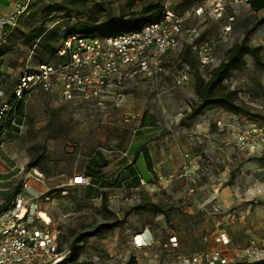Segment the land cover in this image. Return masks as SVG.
<instances>
[{
  "label": "rangeland",
  "instance_id": "374dc122",
  "mask_svg": "<svg viewBox=\"0 0 264 264\" xmlns=\"http://www.w3.org/2000/svg\"><path fill=\"white\" fill-rule=\"evenodd\" d=\"M132 1L87 0L80 13L68 18L52 9L63 0H35L3 48L0 69L6 86L26 69L53 59L48 41L57 46L69 26L86 19L94 4L105 5L95 26L106 27L129 16ZM198 3L138 0L132 10L166 6L187 16V28L198 25L202 38L215 41L214 66L201 68L194 49L185 44L168 55L161 76L128 82L119 100L101 109L37 91L26 99L17 125L0 137V208L27 182L44 199V221L54 226L60 248L72 252L75 262L126 264L134 256L138 264H179L195 252L220 250L225 264H264V252L254 249L264 240V149L241 152L225 143L228 134L215 126L216 120L231 114L224 108L193 111L199 102V78H207L247 32L249 43L260 46L264 59V23H259L264 10L230 5L220 19L200 23L192 16ZM10 4L2 2L3 7ZM234 13L236 20L226 36L223 26ZM42 28L55 31L56 37L47 33L45 40L32 39ZM184 67L189 79L176 85L175 76ZM222 89L235 92L239 114L264 122V67L252 57H244ZM128 113L138 119L125 122ZM170 174L175 175L172 181ZM81 175L91 184L72 185ZM136 175L147 182L139 190ZM139 205L143 208L125 215ZM115 221L119 226L111 230L85 235L100 223ZM145 233L150 240L142 236ZM171 239L179 247H165Z\"/></svg>",
  "mask_w": 264,
  "mask_h": 264
},
{
  "label": "built area",
  "instance_id": "2783aa9c",
  "mask_svg": "<svg viewBox=\"0 0 264 264\" xmlns=\"http://www.w3.org/2000/svg\"><path fill=\"white\" fill-rule=\"evenodd\" d=\"M3 1L11 3L4 11L1 10ZM34 1L0 0V58L10 34ZM250 2L201 0L193 8L192 16L200 18V23L201 19H220L228 6L250 8ZM187 19V16L165 6L159 19L125 34L66 36L53 61L39 62L26 69L12 87L6 86L0 69V126L10 118L12 124L17 125L15 119L21 103L25 104L26 99L37 91L55 92L67 101H80L96 109L104 108L119 100L121 90L128 82L139 77L157 79L161 76L166 70L168 55L185 44L194 49L201 68L214 66L215 41L202 38L198 25L187 28ZM235 20V13L228 16L223 26L226 36L231 34ZM187 69L184 67L175 76L176 85L188 81ZM137 119L135 113H128L123 118L127 123ZM215 126L220 132L228 134L225 143L241 152L264 149V122L231 113L224 119L216 120ZM138 177L139 184L135 190L147 183L142 176ZM174 177L170 174L169 181ZM71 184L89 185L91 181L88 176L81 175L75 176ZM43 203L44 199L36 196L26 182L12 204L4 210L0 209V264H57L66 257L68 253L60 248L56 229L44 221ZM259 243L260 248L254 246V249L264 252V240ZM164 246L175 249L179 244L171 239ZM226 262L222 251L214 250L195 252L181 258L179 264Z\"/></svg>",
  "mask_w": 264,
  "mask_h": 264
},
{
  "label": "trees",
  "instance_id": "16d2710c",
  "mask_svg": "<svg viewBox=\"0 0 264 264\" xmlns=\"http://www.w3.org/2000/svg\"><path fill=\"white\" fill-rule=\"evenodd\" d=\"M136 1L138 0H133L130 4L131 11L129 12V16H125L118 21H109L106 27L95 26V24L99 22L100 16L106 11V7L102 3L94 4L93 7L87 11L88 16H86V19H78L73 25L69 26L68 32H65L63 34L60 43L57 46L54 45L53 42L48 41L47 49L51 51L53 59L42 62H50L56 58L57 50L60 48L62 40L66 36L74 34L83 36H107L119 33L125 34L126 32L137 30L142 25L155 21L157 20V18L159 19L162 16L164 6H148L140 11H133L132 9ZM189 1L191 0H187V2ZM86 4L87 0H63L62 3L53 6L52 9H55L56 12H65L67 17L71 18L73 12L80 13V7ZM250 9L254 12L264 10V0H251ZM259 23H264V18L261 19ZM47 33H51L53 35V38L56 37L55 31H50L47 28H42L32 34V39L42 38L43 40H45ZM248 34L249 32H247L246 36L240 42L235 43L227 51L225 58L220 62L218 66H216L208 73L207 78H199L198 84L196 85V94L198 96L199 102H197V104L193 108L194 113H200L209 106H220L229 113L241 115L239 113L242 108L237 103L235 92L230 90H224L222 89V86L224 81L229 78L232 71L242 64L245 56L252 57L258 66L264 67V59L261 55V48L260 46H253L249 43ZM187 48L191 49V47L189 46H187ZM188 52L189 51L183 53L184 60L188 59ZM23 106L24 104L21 103L17 111L18 113L15 119L17 123L18 118H20L21 113H23ZM20 121L21 120L19 119V122ZM12 126V118H10L7 122L0 126V137L2 136L5 129L8 130L12 128ZM89 163L96 165V162L92 159L89 160ZM135 177V185H137L139 184V177L137 175ZM20 190V186H17L11 194L12 196H9L7 203L0 209L4 210L8 208L12 204L14 198L17 196ZM154 207H156V211L165 213V210L161 206L154 205ZM140 208H143V206L139 205L130 208L126 211L125 215L128 216L134 209ZM119 223L120 222L118 221H115L113 223H100L94 228L93 231L85 235H96L98 233L111 230L114 227L119 226ZM73 251H76L74 247ZM73 255L74 254L72 252L67 254L66 257L57 264H84L75 262ZM126 264H138L137 258L134 256L131 257Z\"/></svg>",
  "mask_w": 264,
  "mask_h": 264
},
{
  "label": "bare ground",
  "instance_id": "6f19581e",
  "mask_svg": "<svg viewBox=\"0 0 264 264\" xmlns=\"http://www.w3.org/2000/svg\"><path fill=\"white\" fill-rule=\"evenodd\" d=\"M142 236H144V238L150 240V236L146 235V233L144 235H142Z\"/></svg>",
  "mask_w": 264,
  "mask_h": 264
},
{
  "label": "crops",
  "instance_id": "0c3cea01",
  "mask_svg": "<svg viewBox=\"0 0 264 264\" xmlns=\"http://www.w3.org/2000/svg\"><path fill=\"white\" fill-rule=\"evenodd\" d=\"M8 7V6H7ZM7 7H3V5L1 6V10H6L7 9ZM144 174V173H143Z\"/></svg>",
  "mask_w": 264,
  "mask_h": 264
}]
</instances>
